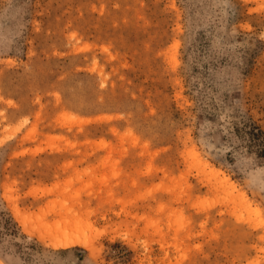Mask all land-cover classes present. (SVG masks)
<instances>
[{"label": "rangeland", "instance_id": "rangeland-1", "mask_svg": "<svg viewBox=\"0 0 264 264\" xmlns=\"http://www.w3.org/2000/svg\"><path fill=\"white\" fill-rule=\"evenodd\" d=\"M263 140L264 0H0V264H264Z\"/></svg>", "mask_w": 264, "mask_h": 264}, {"label": "bare ground", "instance_id": "bare-ground-1", "mask_svg": "<svg viewBox=\"0 0 264 264\" xmlns=\"http://www.w3.org/2000/svg\"><path fill=\"white\" fill-rule=\"evenodd\" d=\"M80 243L81 242L79 241V239H77L75 237L70 238L69 236L59 237V238H56L52 241V244L54 247H68L70 245L80 244Z\"/></svg>", "mask_w": 264, "mask_h": 264}, {"label": "trees", "instance_id": "trees-1", "mask_svg": "<svg viewBox=\"0 0 264 264\" xmlns=\"http://www.w3.org/2000/svg\"><path fill=\"white\" fill-rule=\"evenodd\" d=\"M261 132H262V131L260 130L259 133H261ZM262 142H263V144H264V140H263Z\"/></svg>", "mask_w": 264, "mask_h": 264}]
</instances>
